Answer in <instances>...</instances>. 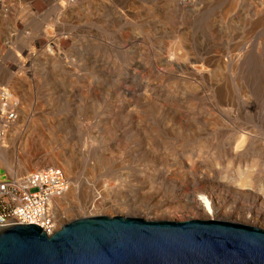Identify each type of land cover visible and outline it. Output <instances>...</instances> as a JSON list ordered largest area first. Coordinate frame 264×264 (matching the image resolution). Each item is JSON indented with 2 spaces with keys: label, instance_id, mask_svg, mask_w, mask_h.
I'll return each instance as SVG.
<instances>
[{
  "label": "rangeland",
  "instance_id": "rangeland-1",
  "mask_svg": "<svg viewBox=\"0 0 264 264\" xmlns=\"http://www.w3.org/2000/svg\"><path fill=\"white\" fill-rule=\"evenodd\" d=\"M176 44L181 48L171 51ZM230 50L242 54L235 69L217 62L210 68L188 63L193 58L205 59L206 54L224 60ZM173 51L186 56L177 59ZM160 59L166 62H158ZM114 80L120 83L118 88ZM0 82L20 99V109L26 84L30 90V116L25 126L10 142L0 138V148L12 168L21 166V157L27 153L22 148L25 142L38 146L47 138L50 147L39 151L23 173L38 170L36 167L47 163L50 151L59 150L74 166V174L68 175L71 184L75 181L78 188L89 193L99 186L107 191L103 206L110 205L108 213L87 214L79 197V207L66 210L70 217L67 222L92 215H119L112 207H122L128 213L142 212L146 195L131 191L129 182L133 184L142 165L157 161L163 154L158 148H153L150 155L133 148L135 142L144 144L142 130L141 134L128 131L122 135L117 129L126 120L117 113L121 100L135 96L139 92L136 88L146 93L148 100L143 103L141 99L139 110L135 108L141 122L134 124L142 128L150 125L153 136L148 139L165 140L168 155L187 152L184 147L181 152L179 147L173 149L171 144L180 139L179 145L199 140L211 144L216 138L223 142L236 134L238 127L253 130L252 135L264 139L259 122L264 120V0H0ZM127 89V93L122 92ZM156 96L165 98L157 103L173 100L174 104H185L183 113L200 110L208 119L216 116L217 131L203 130L200 135V131L193 132L187 139L166 133L160 127V116L168 111L153 107L157 103L151 99ZM228 100L239 109L227 117L217 110ZM210 106L217 109L208 112ZM32 116L39 117L46 135L30 128ZM253 146L250 143L248 148ZM222 153L213 155L223 159ZM260 157L264 158V148ZM6 174L8 167L0 157V178H6ZM221 175L217 169L195 172L194 183L180 187L179 193L195 198L196 185L203 184V177L217 183ZM233 177L229 173L228 180ZM173 180L164 184L167 191L176 182ZM258 185L264 187V183ZM234 188L224 186L229 203L220 214L227 212L230 220H245L247 225L264 229V203L256 205L261 215L251 220L242 211L245 202L238 191L241 187ZM144 212L133 217L166 219ZM194 216V211L178 212L166 220L184 221Z\"/></svg>",
  "mask_w": 264,
  "mask_h": 264
},
{
  "label": "bare ground",
  "instance_id": "bare-ground-1",
  "mask_svg": "<svg viewBox=\"0 0 264 264\" xmlns=\"http://www.w3.org/2000/svg\"><path fill=\"white\" fill-rule=\"evenodd\" d=\"M178 44L180 43L178 42ZM178 44H176L174 47L172 46V49L168 47L169 48L168 51H170V49L171 51L172 50L178 51V49L181 48ZM231 51L232 50L229 51V54L226 55V59L224 60H221L218 55H214L213 58L211 55L206 54L205 59L193 58L188 63L191 64V67H194L193 65L198 62L201 65L210 68L213 63L217 62L219 64H222L223 66L226 65V66H230L232 69H235V67L239 64L238 62L241 60L242 54L241 52L239 54L237 52H231ZM174 53L176 54L174 56H177V59L178 58L182 59L183 56H186L184 54H179L180 51L178 53L177 52ZM162 60L166 62L165 59H160L158 62H162ZM5 73L8 74L9 71L7 70V72ZM101 79L100 81H102ZM115 80L114 82L117 83V81ZM1 84L4 85L3 83ZM113 84H112L113 87L116 86ZM119 85L120 83H117L116 88H118ZM5 87L7 88V86ZM12 90L14 89L12 88ZM135 91H139L135 93V96L131 98L125 97V99L123 98V100H121L122 105L119 107L118 109L119 112L117 113H120L119 115L123 116L124 119L126 120L124 121L123 125L119 126V128L117 129L120 132H122L121 133L122 135H124V133L127 134L128 131L129 133L135 131L137 133L139 132V134L141 133L144 134L143 135L145 140L144 144L142 143L139 144V142L138 143L135 142L137 144L134 143V147H133L134 149L136 148L138 150H142V152L145 151L144 152L145 154L149 152L150 155V153L153 151V148L156 149L158 148L159 150L160 149L162 150V154H163V157L161 156L162 158L160 157V159H158L157 161L151 160L152 163L150 161V163L142 165V169L140 170V172L132 179L133 184L129 182L128 188H130L131 191L141 195H146L144 205H142L141 207V209L145 211L144 213L155 215L153 217H156L158 215V217L156 218L161 217V219L164 218L170 219L172 217H168V216H176L178 212L185 213V212L194 211L195 219L225 220V221L245 224L246 222L245 220L244 223L243 221L241 222L237 220L236 221L230 220L231 215H229V213L227 212L220 214L221 209L226 207V204L228 202V195L224 193L223 190L224 186L232 189H236L234 187L238 188L239 186L241 188L238 191L245 202V204H243L242 211L245 213V215H249L248 218H251V220L252 218L257 219V217H259V215L261 214L256 212L255 209L256 205H260L261 203H264V189L263 191L261 190V187L262 188L264 187L258 185L260 183H264V158L261 157L258 158V154L260 150L264 148V139L257 138L256 135H252V133L254 132L253 130L245 128L244 131H242L240 130L241 128L238 127L236 129L237 133L234 134L233 136H230V139L228 136H227L228 138L225 137L223 142H220L216 138L215 140L212 141L211 144H208L198 139L199 141H197L195 144H193L194 142L191 143L187 141L188 143H185V145L183 144L179 145V143H181V139H180L178 143L175 144L170 143L173 149L174 147H179V149L180 148L183 149L184 147V149L186 148L187 150L186 153H188L192 151L191 150L192 147L194 151H192L190 155L189 153L188 155L186 153L174 154V152H170L168 155L166 152L167 143L165 140L160 141L159 137L154 138L155 140L152 139L154 141L148 139L147 136L152 135L151 133L153 132V129L150 125L143 126L142 128L140 125H139L140 127L137 125L138 123L134 124V122L136 121L140 123L142 119L140 116H138V110L140 106L137 104L141 99H143V103L146 102V100H148L146 93L140 92L138 88H136ZM9 92L15 96V94H13L14 93L13 91L11 92V90H9ZM23 92H24V98L22 101V107L21 109L20 106L17 107L18 117L16 118L15 122L11 124L9 127H7L5 130L6 135L4 136V138H6L8 142H10L15 137V135H18L21 129H23V126H25V120L28 119L30 116L29 106H28V102L30 98L29 97L30 90L28 84L25 85ZM122 92L127 93L128 89L122 90ZM242 96H244V94H242ZM131 99L132 100L135 99L136 103H134ZM151 100H153V102L155 100V102L157 103L159 102V100L165 101V98L162 96V98L160 99L159 97L156 96L155 98L153 97ZM181 104L182 103L174 104L173 100L169 102H160L157 104H153V107H155V109L157 108L160 111H168V113H165V115L162 114V116H160V120L162 123L160 127L162 126L161 129L165 130L166 133L176 134L177 136L183 137V139H185V137L187 139L188 135L193 132L198 133L200 131L198 133L200 135L201 131L203 130L204 131L207 130V132H213V133L214 130L217 131L216 126L219 124L216 122L217 120L216 116L208 119L205 117L203 112H199L200 110H198V112L196 110H192V111H185L186 113H183L182 108L183 107L185 108V104L183 106ZM136 106H138L137 108L138 110H135ZM237 108L238 106H234V103L228 100L222 104H219L217 111L225 112L226 116L228 117L237 114L239 109ZM208 109H209L208 112L212 113V110L217 109V107L210 106ZM134 112L136 113L133 116ZM259 122H260V127L264 130V120L261 119ZM182 123L184 124V126ZM30 128L46 135L44 129L41 127L39 123V117L34 118L32 116ZM140 130H142L141 133ZM50 132L52 133L53 131ZM46 140L42 139L39 143L40 145L38 146H36V144H32V142L30 143L29 141L23 144L22 148L27 153L22 155L20 160L21 166L18 167V169L12 168V164L10 160H8L7 157L5 158L4 156V154L6 153H4L3 151L4 149L1 146L0 157L3 158L4 163L8 167V173L13 175L27 171V163H30V161L35 156H37L39 151H44L46 148L50 147V143ZM249 142L255 145V147L253 146L254 147L253 149L255 150L248 148V145L250 144ZM182 149H180L179 152H181ZM217 151L223 152L222 155L223 154L224 155L223 157H221L223 159H219V158L216 159L214 157L213 154L214 152ZM164 155L167 157H165ZM180 156H183V158H181ZM46 160L47 163L39 165L38 167H36V169H42L47 167H59L66 173L67 176L73 173L74 166L72 165V162L70 161L69 158L63 156L59 150L50 151V153L47 154ZM260 162H261V166H260ZM259 167L261 168L260 170ZM214 169H217L220 175L224 173L226 176L222 177L221 175L217 179L216 181L217 183H211V181H209L208 178L203 177L204 176L203 175L202 176L203 184L196 185L195 194H194L195 198H191L189 195L185 193L183 194L179 193L180 187L194 183L195 172L202 174L204 171L214 170ZM229 173L232 176H234L232 180H228ZM127 177L128 176H126L124 179H126ZM173 178L175 179L173 180V182L174 181L176 182H174V185H172L173 187L169 191H167L166 188H164V184L168 183L167 181H172ZM234 181H238L236 185H234ZM74 182L75 181H72L71 188L69 189L67 194L59 201L60 218H61L60 226L65 224L70 218L66 214V210L76 206L79 207V205L76 203L79 197L81 198L80 200L84 201V204H82V207L81 206L80 207L83 210H88L86 212L87 214L107 212V210H109L108 208H111L110 205L105 208L103 206V204H105V202L108 200L107 191L105 188L99 186L97 190H93V192L89 193L85 189H80L81 187L78 188V186H76ZM98 198H100V201H98ZM112 209H114L116 213L121 216L133 217V216H137L139 212L142 213L143 215V211L141 212L140 210H138L139 212L136 211V212L128 213V211H123L122 207L121 208L112 207ZM225 210H228L229 212L230 209L227 207Z\"/></svg>",
  "mask_w": 264,
  "mask_h": 264
},
{
  "label": "water",
  "instance_id": "water-1",
  "mask_svg": "<svg viewBox=\"0 0 264 264\" xmlns=\"http://www.w3.org/2000/svg\"><path fill=\"white\" fill-rule=\"evenodd\" d=\"M0 264H264V229L214 220L92 215L47 235L0 230Z\"/></svg>",
  "mask_w": 264,
  "mask_h": 264
},
{
  "label": "built area",
  "instance_id": "built-area-1",
  "mask_svg": "<svg viewBox=\"0 0 264 264\" xmlns=\"http://www.w3.org/2000/svg\"><path fill=\"white\" fill-rule=\"evenodd\" d=\"M20 99L0 83V138L18 117ZM0 178V230L35 224L47 235L60 226V204L71 182L58 167H47Z\"/></svg>",
  "mask_w": 264,
  "mask_h": 264
}]
</instances>
